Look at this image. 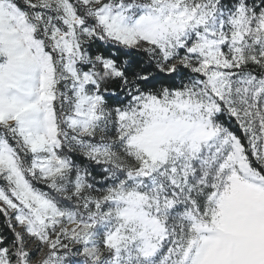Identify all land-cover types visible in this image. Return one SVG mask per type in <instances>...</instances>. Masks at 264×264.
I'll use <instances>...</instances> for the list:
<instances>
[{
    "label": "snow or ice",
    "instance_id": "snow-or-ice-1",
    "mask_svg": "<svg viewBox=\"0 0 264 264\" xmlns=\"http://www.w3.org/2000/svg\"><path fill=\"white\" fill-rule=\"evenodd\" d=\"M0 264H264V0H0Z\"/></svg>",
    "mask_w": 264,
    "mask_h": 264
}]
</instances>
